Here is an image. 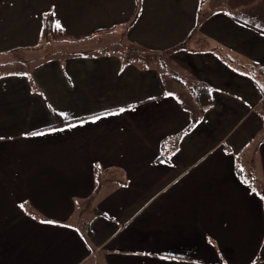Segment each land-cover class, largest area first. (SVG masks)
I'll return each instance as SVG.
<instances>
[{
	"label": "crops",
	"instance_id": "crops-1",
	"mask_svg": "<svg viewBox=\"0 0 264 264\" xmlns=\"http://www.w3.org/2000/svg\"><path fill=\"white\" fill-rule=\"evenodd\" d=\"M139 1L121 40L137 0H0V54L21 59L0 74V264H264V0ZM48 12L68 40L218 47L36 61Z\"/></svg>",
	"mask_w": 264,
	"mask_h": 264
},
{
	"label": "trees",
	"instance_id": "trees-1",
	"mask_svg": "<svg viewBox=\"0 0 264 264\" xmlns=\"http://www.w3.org/2000/svg\"><path fill=\"white\" fill-rule=\"evenodd\" d=\"M139 3L140 1L137 0V8L135 13L133 14V16L126 21L127 23H124L123 25H121L122 27V34L123 36L121 37V40H124L129 31L131 30V28L134 26V24L136 23L138 16H139ZM201 20H198V25L197 27H199V22ZM117 27H114L112 29L106 30V31H99L97 32V35H104V34H110L111 32H113L114 30H116ZM105 32V33H103ZM199 37L197 42L195 41L194 37ZM66 32L61 28L58 27V25L55 22L54 19V14L52 12H48L45 14L44 18H43V27H42V32H41V41L44 43V45H47L49 40L54 38L57 39L59 41H65L66 38ZM104 37L101 36L100 40L103 39ZM202 39V40H201ZM68 40V39H67ZM88 38L83 39L82 41H87ZM71 41V40H70ZM81 41V42H82ZM126 42V41H124ZM121 42L120 44H115L114 42H110L104 45H101V48L95 50L96 52H122V58L127 61V62H131V63H136V64H142V62H146L149 66H155L156 61L161 62L162 67L164 68H168L167 66V59H168V55L170 52H173L179 48L184 47V49L188 50L189 52H209L212 51V48H210L209 43L204 39V36L202 33L199 32V29H197L196 31H193L191 33V35L189 36L188 40L185 43H182L180 46L176 47V48H172L171 50H167V51H155V50H151V49H147L143 46H141L138 43H134L131 41H127L126 43ZM195 45V48H191L190 45L191 44ZM199 43H201L203 45V47H201L199 45ZM43 45V46H44ZM42 46V47H43ZM213 51H215V48H213ZM229 61V62H228ZM225 63H229V65H231V60L229 58H227L225 61ZM231 67L235 70V69H241L245 72H247L250 76H252L255 80H259L261 79V77H263L262 72H261V67H259L258 65L254 64V63H244L242 65L239 64H232ZM173 77L175 79H177L180 82H183V80H181L179 78L178 75H176L177 73L173 72ZM264 79L262 78L261 81H263ZM261 90H264V86L261 87ZM199 96L201 97L200 100L203 104H209L211 102L210 99V92L209 90H205L204 93H200ZM53 116L57 119L59 116L54 113ZM64 124L62 121L59 120V122H57V125H62Z\"/></svg>",
	"mask_w": 264,
	"mask_h": 264
},
{
	"label": "rangeland",
	"instance_id": "rangeland-1",
	"mask_svg": "<svg viewBox=\"0 0 264 264\" xmlns=\"http://www.w3.org/2000/svg\"><path fill=\"white\" fill-rule=\"evenodd\" d=\"M225 4V1L223 2ZM128 21V20H127ZM127 23V22H125ZM65 31V30H64ZM199 32L201 33V31L199 30ZM105 33V32H103ZM67 34V33H66ZM113 34V33H110ZM120 35L117 34L114 37L118 38ZM67 38V37H66ZM70 38V37H69ZM111 36L110 35H106L103 39L101 40H97V39H90L87 41H76V40H65V41H59L57 39H50L47 45H44L41 50H37L36 52H33L34 57H36V61H39L41 59H46L50 54H53L55 57H61L65 52L67 51H72L74 50L75 47L77 46H83V45H87V46H97L98 43L101 44H107L110 43V41H114L113 39L110 40ZM209 39V37H207ZM71 39V38H70ZM202 40V39H201ZM211 41L214 39H210ZM216 41V40H215ZM118 42V41H116ZM213 42V41H212ZM199 45L201 47H203V45L201 43H199ZM216 47H218L216 45ZM215 45L211 46L210 48H216ZM239 54V55H237ZM15 55V54H14ZM20 56H23V54H19ZM12 55H6V54H0V74L1 73H6L7 70H12L15 67H19V63L21 61V59H17L16 63L14 64V62L10 59H12ZM22 58V57H20ZM233 58L236 59L237 61H241V60H246V59H250L249 57L245 56V54L243 53H239L237 51L234 52ZM25 59V57L23 58ZM173 70H177V66L173 64L172 66ZM178 73V72H177ZM98 257H93L90 261L86 262L85 264H100L98 263L99 260H97Z\"/></svg>",
	"mask_w": 264,
	"mask_h": 264
},
{
	"label": "snow or ice",
	"instance_id": "snow-or-ice-1",
	"mask_svg": "<svg viewBox=\"0 0 264 264\" xmlns=\"http://www.w3.org/2000/svg\"><path fill=\"white\" fill-rule=\"evenodd\" d=\"M59 27V25H58ZM120 111H124L123 109H121ZM95 119H100V117H95ZM32 135H43V133H32ZM21 207H23V205H21ZM43 223H53L52 221H42Z\"/></svg>",
	"mask_w": 264,
	"mask_h": 264
},
{
	"label": "built area",
	"instance_id": "built-area-1",
	"mask_svg": "<svg viewBox=\"0 0 264 264\" xmlns=\"http://www.w3.org/2000/svg\"><path fill=\"white\" fill-rule=\"evenodd\" d=\"M86 230L88 231V226H87Z\"/></svg>",
	"mask_w": 264,
	"mask_h": 264
}]
</instances>
